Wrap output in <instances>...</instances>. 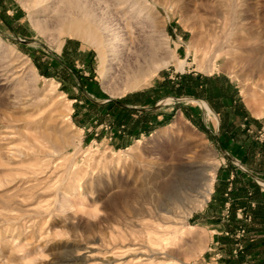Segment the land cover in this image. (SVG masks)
Returning <instances> with one entry per match:
<instances>
[{
  "label": "rangeland",
  "instance_id": "rangeland-1",
  "mask_svg": "<svg viewBox=\"0 0 264 264\" xmlns=\"http://www.w3.org/2000/svg\"><path fill=\"white\" fill-rule=\"evenodd\" d=\"M249 1L262 5L0 0V264H87L74 258L80 249L108 264H264L263 216L226 211L217 233L218 116L173 99L185 75L225 74L264 108V55L249 26L259 20L235 19ZM131 99L164 104L132 116L114 103ZM203 172L211 190L195 206ZM153 206L180 216L159 218ZM150 247L156 257L139 261Z\"/></svg>",
  "mask_w": 264,
  "mask_h": 264
},
{
  "label": "crops",
  "instance_id": "crops-1",
  "mask_svg": "<svg viewBox=\"0 0 264 264\" xmlns=\"http://www.w3.org/2000/svg\"><path fill=\"white\" fill-rule=\"evenodd\" d=\"M185 78L186 82L180 81L181 89H186L181 96L206 102L218 116L212 137L225 159L216 169L209 204L220 220L217 233L228 228L222 221L226 211L232 220L242 215L264 217V108L250 107L237 84L225 74H188ZM114 103L132 116H147L157 109L145 108L134 99Z\"/></svg>",
  "mask_w": 264,
  "mask_h": 264
},
{
  "label": "bare ground",
  "instance_id": "bare-ground-1",
  "mask_svg": "<svg viewBox=\"0 0 264 264\" xmlns=\"http://www.w3.org/2000/svg\"><path fill=\"white\" fill-rule=\"evenodd\" d=\"M233 1V3L235 2L236 3V0H232ZM247 5H246V10H240V12L235 16V19H237V22H238V20H239V22L241 23V22H243L244 20H247V19H250V17L251 18H256V19H258L259 20V24L257 25L255 22H250V24H249V26L251 27V28H253V33H252V40H253V48H252V51L254 50L255 52H257V54H259V55H261V56H263L264 55V0H261V6L259 7V9H257V6H255V4L257 5V3L256 2H252V1H249L248 3H246ZM247 11H252V13L250 14V15H248L246 12ZM243 12V13H242ZM244 13H246V14H244ZM238 24V23H237ZM235 25V24H234ZM241 25V24H240ZM237 26V25H236ZM248 26V27H249ZM240 27H242V26H240ZM249 27V28H250ZM251 31V30H250ZM233 41V40H232ZM236 42H237V39H236ZM235 42V43H236ZM244 42V41H243ZM242 42V43H243ZM246 43V42H245ZM245 45V44H244ZM241 46V45H240ZM249 47V46H248ZM237 48V47H236ZM247 49H249V48H247ZM250 50V49H249ZM253 54V53H252ZM256 54V55H257ZM249 55H250V52H249ZM254 56H255V54H254ZM240 57V56H239ZM243 57V56H242ZM244 57H246V55L244 56ZM258 57V59H256ZM255 56V58H254V61H255V59L256 60H260V59H264V58H260L259 56ZM246 58H248V56L246 57ZM251 58H252V60H253V57L251 56ZM243 59V58H242ZM248 59H250V58H248ZM250 61V60H249ZM263 61V60H262ZM253 62V61H252ZM251 62V63H252ZM257 62V61H256ZM264 62V61H263ZM254 65H258V62H257V64H254ZM261 65V63H259V66ZM264 66V65H263ZM257 67V69H259V68H262V67H258V66H256ZM256 69V70H257ZM258 71V70H257ZM201 106L204 108V110H205V113H206V115H210V114H212V111H211V108L205 103V102H201ZM213 116V115H212ZM214 117V116H213ZM210 118V117H209ZM181 162V161H180ZM185 164V163H184ZM183 164V165H184ZM193 164V163H192ZM196 165H197V163H196ZM185 166V165H184ZM190 166H191V164H190ZM178 168V167H177ZM195 168V167H194ZM188 171V170H187ZM181 173H182V171H181ZM176 174H178V173H176ZM185 174V173H184ZM180 175H182V174H180ZM174 177V176H173ZM169 178V177H168ZM176 178V177H175ZM153 179V178H152ZM212 179H213V174L212 173H206V172H203L202 173V177H200V181L197 183V186H196V188H194L195 190V192H196V200H194V202H196V205L195 206H202L204 203H205V201L207 200V196H208V194H209V192H210V190H211V184H212ZM158 180V179H157ZM173 180V179H172ZM177 180V179H176ZM189 180V179H188ZM191 180H192V178H191ZM198 181V180H197ZM163 182H164V180H163ZM166 182V181H165ZM175 182H177V181H174V185L176 184ZM155 184H156V186H157V183L156 182H154ZM168 184L170 183V182H167ZM167 183H165V185L167 184ZM194 183V182H193ZM155 184H152L153 185V187H155L154 185ZM161 184H164V183H161ZM161 184H160V186H161ZM178 184V183H177ZM186 184H187V179H186ZM173 185V184H172ZM172 186L171 187V189L173 188V187H176L177 185H175V186ZM178 185H180V184H178ZM184 185V184H183ZM194 185V184H193ZM192 185V186H193ZM159 186V187H160ZM170 186H171V183H170ZM170 186H167V189H162L163 191H165V190H169L168 189V187H170ZM185 186V185H184ZM183 187V186H182ZM157 188V187H156ZM163 188H165V187H163ZM179 188V187H178ZM188 188V187H187ZM170 189V190H171ZM174 189V188H173ZM177 189V188H176ZM180 189H181V186H180ZM179 189V190H180ZM183 189H184V187H183ZM156 190V189H155ZM175 190V189H174ZM178 190V189H177ZM177 190H175V191H177ZM188 190H190V189H188ZM181 191H182V189H181ZM185 191H187V190H185ZM173 193V192H172ZM181 193V192H180ZM179 193V194H180ZM186 193V192H185ZM182 194V193H181ZM173 195V194H172ZM174 195H176V193L174 194ZM177 195H178V193H177ZM176 197V196H175ZM179 197V196H178ZM187 197H189V196H187ZM191 199H193V195H192V198ZM148 200V199H147ZM176 200V199H175ZM188 200V199H187ZM187 200H186V202H187ZM149 201V200H148ZM179 201V200H178ZM146 202V198H145V196H143V212H145V214L146 213H148V211L147 210H145V206H144V203ZM190 202V201H189ZM193 202V201H192ZM157 203V202H156ZM153 204V203H152ZM193 204V203H192ZM189 205V204H188ZM194 205V204H193ZM172 206V205H171ZM172 207H174V208H177L176 206H172ZM172 207H169V208H172ZM190 209H192V205H189L188 206ZM166 208V207H165ZM182 208H184V207H182ZM197 208V207H196ZM142 209V208H141ZM178 209H180V206L178 207ZM185 209H186V206H185ZM190 209L189 210H187V211H190ZM162 210H165V212H161ZM184 210V209H183ZM178 212V210L176 211V210H167V208L166 209H164V208H162V207H159V206H153V213L156 215V216H161V213H164V215H165V218L167 217V218H169V220H170V217L171 218H177V217H179L180 215L177 213ZM180 212V211H179ZM181 213V212H180ZM184 213H186V212H184ZM183 213V214H184ZM188 213V212H187ZM182 214V215H183ZM188 215H189V213H188ZM188 215H186V216H188ZM162 217V216H161ZM160 218V217H159ZM145 233V232H144ZM144 240H146V239H144ZM130 244H132V243H130ZM161 244V243H160ZM133 245V244H132ZM136 245V244H135ZM134 245V246H135ZM129 246V245H128ZM148 246V245H147ZM150 246V245H149ZM148 246V247H149ZM130 247V246H129ZM143 247V246H142ZM147 247V248H148ZM131 248V247H130ZM139 248V247H138ZM144 248H146V247H144ZM88 249V248H87ZM133 249V248H132ZM137 249V248H136ZM135 248L133 249V250H129L132 254L135 252L136 253V250ZM141 249V248H140ZM119 250V249H118ZM122 250V249H121ZM156 250V249H155ZM152 247H150L149 249H143V251L142 250H139L138 251V253L140 252V253H142L140 256H135V257H137L138 258V260L139 261H141V258H142V256H143V260L145 261L146 259H148V258H150L151 256H155L156 254H157V252L155 251ZM107 251V250H106ZM128 251V252H129ZM87 252H90L89 250L87 251V250H81L80 249V251H77L76 253H75V256H74V258H76V259H80V260H82V262H87V264H108L109 263V261H110V258H100L99 257V259L100 260H95L94 258H92V255L90 254V253H87ZM127 253V252H126ZM131 255V254H130ZM124 256V255H123ZM128 256V255H127ZM133 256V255H132ZM131 256V257H132ZM122 257V256H121ZM130 257V258H131ZM156 257V256H155ZM114 258H116V257H114ZM127 258V257H126ZM97 259V258H96ZM132 259V258H131ZM119 260V259H118ZM127 260V259H126ZM122 261V260H121ZM134 261V260H133ZM137 261V260H136ZM144 261H142L143 263H144ZM153 261H155V260H153ZM111 262V261H110ZM150 262V261H149ZM120 263V262H119ZM148 263V262H147ZM172 264V263H171Z\"/></svg>",
  "mask_w": 264,
  "mask_h": 264
},
{
  "label": "water",
  "instance_id": "water-1",
  "mask_svg": "<svg viewBox=\"0 0 264 264\" xmlns=\"http://www.w3.org/2000/svg\"><path fill=\"white\" fill-rule=\"evenodd\" d=\"M173 99L176 100V101H181V100H186V99H188V97H180V98L173 97ZM191 99H193V98H191ZM161 104H162V105L164 104L163 99L160 100V101H158V102L152 107V109H153V108H158V107H160ZM209 107H210V106H209ZM210 108H211V107H210ZM211 109H212V108H211ZM233 160L237 161L236 159H233Z\"/></svg>",
  "mask_w": 264,
  "mask_h": 264
},
{
  "label": "trees",
  "instance_id": "trees-1",
  "mask_svg": "<svg viewBox=\"0 0 264 264\" xmlns=\"http://www.w3.org/2000/svg\"><path fill=\"white\" fill-rule=\"evenodd\" d=\"M184 81L186 82V78H185V76H183V82H184Z\"/></svg>",
  "mask_w": 264,
  "mask_h": 264
}]
</instances>
